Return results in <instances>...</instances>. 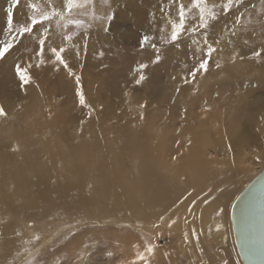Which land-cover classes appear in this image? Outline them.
I'll return each mask as SVG.
<instances>
[{
	"label": "rangeland",
	"instance_id": "374dc122",
	"mask_svg": "<svg viewBox=\"0 0 264 264\" xmlns=\"http://www.w3.org/2000/svg\"><path fill=\"white\" fill-rule=\"evenodd\" d=\"M243 49L255 52L245 55ZM236 60L247 66L264 61V0H0V106L7 113L0 117V154L12 157L18 152L27 158L19 182L28 176L30 195L51 210L47 219L31 218L27 211L18 212L17 218L11 213L2 216L6 197L0 191V222L6 224L0 226V250L8 251L0 264H128L127 258L112 256L104 248L102 240L111 232L92 214L104 213L122 196L113 194L114 201L101 192L100 198L91 180L94 171L111 172L115 156L129 149L137 152L136 136L144 132L137 120L161 124L167 119L181 127V101L205 88L218 100L230 95L234 111L229 120L218 122L227 140L232 130L243 134L239 124L257 133L254 127L262 124L264 113V82L244 84V91L249 88L255 94L242 103L246 113L238 114ZM24 70L31 80L22 86L19 73ZM197 74L202 78L191 81ZM245 93H240L243 98ZM49 95L55 100L51 107ZM253 98L260 105L251 102ZM32 127L42 128V133H30ZM166 133L163 142L168 137L173 144L180 142ZM28 136L35 140L32 150L25 147ZM157 137L152 141L157 143ZM247 138L245 152L256 153L255 146L264 149L259 136L250 142ZM36 152L47 153L46 164L34 162L30 169ZM209 154L213 156L212 149ZM262 164L254 163L252 180L264 170ZM74 165L91 171L84 176L83 189L63 175ZM251 179L239 184L229 209ZM146 226L135 233L155 253L153 264H174L172 250L167 256L159 250L173 245L168 229L161 231L160 246H154L158 233ZM6 234L15 242L5 243ZM180 239L183 244L184 237ZM74 246L80 251L70 255ZM187 249L175 250L183 264L190 263ZM236 264H244L239 252Z\"/></svg>",
	"mask_w": 264,
	"mask_h": 264
},
{
	"label": "bare ground",
	"instance_id": "6f19581e",
	"mask_svg": "<svg viewBox=\"0 0 264 264\" xmlns=\"http://www.w3.org/2000/svg\"><path fill=\"white\" fill-rule=\"evenodd\" d=\"M253 52L255 51L250 50L247 52L243 49L240 53L247 55ZM237 60L236 77L233 76L236 78L234 80L236 81V110L240 114L241 112L246 113V108L242 103L246 99L254 97L255 94L249 88H245L244 91V84L247 81L249 83L252 81V84L257 80L264 82V61L258 62L256 60L257 62H250V66H247V64L240 65ZM252 65L254 66L252 67ZM221 72L223 73L224 70H221ZM201 78L202 76L197 74L190 80L198 81ZM225 83L222 82V85ZM241 92H246V98L241 96ZM190 94V97L181 101L184 109L182 105H179L182 111L181 127H177V122L167 121V119H164L161 124H146L137 120V125L144 128L142 136H136L134 146L137 152L133 153L130 149L123 151L120 155L115 156L116 163L113 164L111 172L94 171L95 177H91L92 182H95L93 183L94 190L99 193L100 198L104 196L101 192L106 194L108 198L113 194L122 196V198L116 200L117 204L114 207L104 213L98 212L96 215V212L92 213L94 218L93 215L91 217L95 219L96 223H101L102 228L111 232L106 236V240H102L105 243L103 244L104 248L112 256L120 255L124 259L127 258L128 264H153L154 262L155 253L153 254L149 250L147 242L141 239L142 237L137 234L138 232L135 233L138 228L143 229L146 225H151L156 234L158 233V235H155L154 246H160L161 231L164 230L165 232L168 229L169 233L167 234H171L172 241L170 242L173 245L170 244L169 248L161 245L162 249L159 250L165 253L164 256H167V252L172 250L174 264H183L182 259L175 255V250L182 246L184 248L188 247L187 257L190 258L191 264H236L239 250L232 226L230 202L235 191L236 194L240 192L239 184L242 180H249L254 177V171L257 169L254 163L256 161L264 163V149L262 150L260 146L254 147V150L257 151L254 154H249L244 150L245 136L249 137L247 138L249 142L258 136L261 141H264V113L261 119L262 124L254 127L257 133L247 132L239 124V127H242L243 134L241 135V133L232 130L230 136H228L230 139L227 140L226 135L220 133L223 124L218 122L224 119L229 120L234 111L233 104L229 99L230 95L227 94L218 100L210 96L206 88L199 95L196 92H190ZM146 100L151 101L150 99ZM54 101L53 96L49 95L48 103L50 105L48 107L54 106ZM251 102L256 103V105L261 103L258 98H253ZM245 126L251 127L248 123ZM42 130L40 127H32L29 132L41 134ZM165 132L170 137L175 136L180 142L173 144L170 142L169 137L166 142H163ZM28 137L26 138L25 147L32 150L36 145L35 140L31 136ZM153 137H157V143L152 141ZM232 139L235 141L232 142ZM210 149L213 151L212 157L209 154ZM13 155L8 157L5 154H0V186L2 189L0 191H2L1 196L6 197L3 200L5 208L1 215L11 213L17 218L19 213L27 211L31 218L47 219L49 217L48 212L51 210L48 211L46 203H41L38 199L34 200L31 196L32 193L30 195L26 183V179L29 177L26 176L24 179L22 176L25 181L23 183L19 182L18 174L24 167L23 164L27 162V158L23 159V154L20 155L18 152ZM35 156L37 160L32 159V163H29L31 165L30 169L34 162H39L41 165L46 164L44 163L47 159L46 152H41L38 156L36 152ZM80 158L79 155H76L77 161ZM30 160L29 162H31ZM82 168L84 167L74 165L71 170L68 169L63 175L72 186L83 189L86 186L84 176H91V171L84 172L81 170ZM41 169L44 173L45 170L43 172V168ZM262 169H264V164H262ZM52 174H54V168H52L50 176ZM253 180L251 179V182ZM113 198L115 201L114 196ZM22 222L24 225L25 222L23 220ZM27 222L29 223V221ZM113 222H122L126 226L129 225V227L124 226L122 229ZM5 225L0 222L1 227ZM19 226L21 227L22 224ZM11 227H9L10 232L13 231L10 229ZM132 228L135 229L132 230ZM26 233L28 234V232ZM26 233H22V236L27 235ZM2 235L4 236V234ZM181 237H184L183 244L178 243L177 240V238L181 240ZM190 237L193 242L190 241ZM2 238H0V243L3 240ZM78 238L80 237L78 236ZM4 239L5 243L14 241L8 234ZM194 243L197 252L192 251ZM10 246H13V244ZM2 247L5 246L2 245ZM12 250L14 251V249ZM74 250L80 251L75 246L71 247L69 249L70 255H73ZM7 253L8 251L4 253L3 250H0V262L4 260ZM8 256L11 257V254ZM166 261L164 260V262ZM164 262L163 264H166ZM155 264H158V261Z\"/></svg>",
	"mask_w": 264,
	"mask_h": 264
},
{
	"label": "water",
	"instance_id": "95a60500",
	"mask_svg": "<svg viewBox=\"0 0 264 264\" xmlns=\"http://www.w3.org/2000/svg\"><path fill=\"white\" fill-rule=\"evenodd\" d=\"M231 217L244 264H264V170L235 200Z\"/></svg>",
	"mask_w": 264,
	"mask_h": 264
},
{
	"label": "snow or ice",
	"instance_id": "6c2138e0",
	"mask_svg": "<svg viewBox=\"0 0 264 264\" xmlns=\"http://www.w3.org/2000/svg\"><path fill=\"white\" fill-rule=\"evenodd\" d=\"M9 51H11V49H10ZM6 54H8V53H5V57H6ZM19 75H20V78H21L20 82H21V85H22V86H23V85H27L28 83H30L31 78H30V76L27 74V70L21 71V72L19 73ZM81 87H82V86H81ZM78 95H79V94H78ZM6 115H7V113H6V111H5V108H4L3 106H0V117H5Z\"/></svg>",
	"mask_w": 264,
	"mask_h": 264
}]
</instances>
